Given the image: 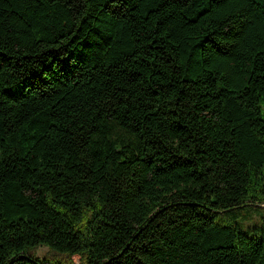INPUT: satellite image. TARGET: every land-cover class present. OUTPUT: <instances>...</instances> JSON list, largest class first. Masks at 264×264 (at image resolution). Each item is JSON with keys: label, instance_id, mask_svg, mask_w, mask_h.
<instances>
[{"label": "trees", "instance_id": "1", "mask_svg": "<svg viewBox=\"0 0 264 264\" xmlns=\"http://www.w3.org/2000/svg\"><path fill=\"white\" fill-rule=\"evenodd\" d=\"M263 168L264 0H0V264H264Z\"/></svg>", "mask_w": 264, "mask_h": 264}, {"label": "rangeland", "instance_id": "2", "mask_svg": "<svg viewBox=\"0 0 264 264\" xmlns=\"http://www.w3.org/2000/svg\"><path fill=\"white\" fill-rule=\"evenodd\" d=\"M262 186H264V168L262 170ZM264 197L254 206L249 205L244 208L231 210L215 216V220L220 223L234 225L240 232L250 236L254 230H264ZM28 256L40 262L69 264L71 261L80 262L79 257L72 260L66 255L52 252L47 247H36L28 251Z\"/></svg>", "mask_w": 264, "mask_h": 264}]
</instances>
